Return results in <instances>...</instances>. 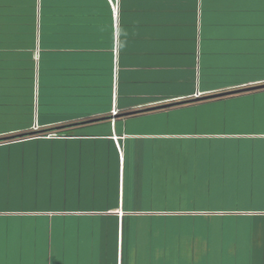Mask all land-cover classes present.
Returning <instances> with one entry per match:
<instances>
[{
	"label": "crops",
	"instance_id": "1",
	"mask_svg": "<svg viewBox=\"0 0 264 264\" xmlns=\"http://www.w3.org/2000/svg\"><path fill=\"white\" fill-rule=\"evenodd\" d=\"M263 83L264 0H0V264H264V88L120 116Z\"/></svg>",
	"mask_w": 264,
	"mask_h": 264
},
{
	"label": "rangeland",
	"instance_id": "2",
	"mask_svg": "<svg viewBox=\"0 0 264 264\" xmlns=\"http://www.w3.org/2000/svg\"><path fill=\"white\" fill-rule=\"evenodd\" d=\"M162 156H156V157H152V159H147V165L149 170V166H151L150 168V174L147 173L146 175V181L148 182V184L150 182H154V183H163L166 182V180H174V181H178L181 179V162L180 159L178 158H169L166 162H168V164L165 162L164 158H161ZM172 163V165L169 163ZM185 160V159H184ZM146 161V159H145ZM151 162V163H150ZM188 170H186V174H185V180L186 181H194L195 179L192 178L193 176L190 175V173L193 172V169L187 168ZM165 171H168L169 173H166ZM147 172V171H146ZM145 185V184H144ZM187 190V189H185ZM172 192V191H170ZM179 191H173V193H177ZM194 193L193 190L191 191H184V195H186L187 193ZM60 193V191H59ZM58 197V196H57ZM159 197V196H158ZM48 196L46 194L45 199H47ZM59 198V197H58ZM191 198V197H190ZM50 199V198H49ZM70 219V218H69ZM72 222V219L70 220V223ZM78 224L77 221H75V223L73 222V227H76V225ZM190 224V223H188ZM91 225H95L96 227H98L100 230L103 227V223H100L99 220L97 219H93L91 221H81V226L83 227V229L85 230L86 227H91ZM85 237V236H84ZM171 248V247H169ZM50 258V256L48 255V259ZM141 256H139V261H142ZM182 263H188L191 264V259H187L185 261H182Z\"/></svg>",
	"mask_w": 264,
	"mask_h": 264
},
{
	"label": "water",
	"instance_id": "3",
	"mask_svg": "<svg viewBox=\"0 0 264 264\" xmlns=\"http://www.w3.org/2000/svg\"><path fill=\"white\" fill-rule=\"evenodd\" d=\"M261 88H264V83L263 84H259V85H250V86H247V87H241V88H237V89H229V90L221 91V92H218V93H211V94H207V95L196 96V97H193V98L182 99V100H179V101L163 103V104L147 107L145 109L128 111V112L121 113L120 116L137 114V113H140V112H145V111H150V110H157V109H162V108H169V107H173V106H177V105H181V104H186V103H190V102L216 99V98L225 97V96H229V95H233V94L253 91V90H257V89H261ZM111 118H114V116L113 117L107 116V117L90 118V119H86V120H83V121H80V122L73 123L71 125H64V126H61V127H56L54 129L68 128V127H70L72 125L73 126H77V125H80V124H87V123L97 122V121H100V120L111 119ZM12 138H15V137L13 136Z\"/></svg>",
	"mask_w": 264,
	"mask_h": 264
},
{
	"label": "built area",
	"instance_id": "4",
	"mask_svg": "<svg viewBox=\"0 0 264 264\" xmlns=\"http://www.w3.org/2000/svg\"><path fill=\"white\" fill-rule=\"evenodd\" d=\"M113 115L117 114V110L113 109ZM49 136H59L57 133H51ZM116 141L118 142L119 137L115 136Z\"/></svg>",
	"mask_w": 264,
	"mask_h": 264
},
{
	"label": "trees",
	"instance_id": "5",
	"mask_svg": "<svg viewBox=\"0 0 264 264\" xmlns=\"http://www.w3.org/2000/svg\"><path fill=\"white\" fill-rule=\"evenodd\" d=\"M58 132H60V131H58Z\"/></svg>",
	"mask_w": 264,
	"mask_h": 264
}]
</instances>
